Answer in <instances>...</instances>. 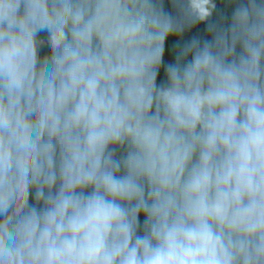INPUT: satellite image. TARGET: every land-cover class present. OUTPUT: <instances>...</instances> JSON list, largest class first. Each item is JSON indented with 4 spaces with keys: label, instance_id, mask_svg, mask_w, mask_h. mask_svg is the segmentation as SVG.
Wrapping results in <instances>:
<instances>
[{
    "label": "clouds",
    "instance_id": "clouds-1",
    "mask_svg": "<svg viewBox=\"0 0 264 264\" xmlns=\"http://www.w3.org/2000/svg\"><path fill=\"white\" fill-rule=\"evenodd\" d=\"M0 264H264V0H0Z\"/></svg>",
    "mask_w": 264,
    "mask_h": 264
}]
</instances>
